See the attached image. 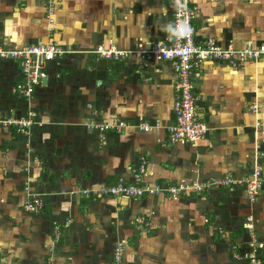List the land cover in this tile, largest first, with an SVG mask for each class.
I'll return each mask as SVG.
<instances>
[{"label": "crops", "instance_id": "0c3cea01", "mask_svg": "<svg viewBox=\"0 0 264 264\" xmlns=\"http://www.w3.org/2000/svg\"><path fill=\"white\" fill-rule=\"evenodd\" d=\"M190 1L198 43L264 42V0ZM171 19V0H57L49 16L46 0H0V47L56 42L75 50L47 64L29 106L12 92L22 76L18 62L0 59V120L36 114L28 133L0 124V264H110L118 241L122 264H246L233 246L248 249L247 216L264 244V190L254 200L241 184L177 198L82 193L119 177L130 182L142 156L148 186L240 179L255 167L264 177V58L238 69L205 61L191 83L208 131L195 143H171L173 62H114L89 52L169 39ZM113 122L126 125L86 127ZM26 186L43 199L38 213L23 209Z\"/></svg>", "mask_w": 264, "mask_h": 264}, {"label": "built area", "instance_id": "2783aa9c", "mask_svg": "<svg viewBox=\"0 0 264 264\" xmlns=\"http://www.w3.org/2000/svg\"><path fill=\"white\" fill-rule=\"evenodd\" d=\"M48 16L54 10V3L57 0H46ZM172 19L170 27V38L155 42L144 48L122 50L114 44H98L93 50L89 51L96 56L114 62H123L128 58L136 57L141 60L151 59L157 62L172 61L173 69L176 73L174 85L173 112L175 115V125L167 128L168 138L171 143L184 142L195 143L200 140L208 131L205 123L198 117L199 97L193 91L191 76L198 72L202 64L207 60H218L227 66L238 69L242 68L247 62H256L264 58V42L253 44L244 43L240 48L233 46L223 47L214 38H206L202 43L195 40L196 24L194 8L190 0H171ZM51 20V18H50ZM75 53V50L64 47L56 42L37 43L17 48L0 47V59L18 62L21 69V79L13 86L12 92L25 100L29 106L33 102V94L38 86L44 84L47 78V64L56 58L67 54ZM255 109V106L253 107ZM26 116H9L0 120V124L13 127L20 133H28L34 124L35 112L27 109ZM124 122H113L104 124H87L90 130L98 132L120 131L125 127ZM141 129L147 130L148 126L142 124ZM147 160L141 157L139 162L131 170L132 180L125 181L119 177L115 183L100 187L98 189L83 190L84 196L93 199L105 196H123L127 198H139L145 194L165 193L167 197L177 198L185 191H203L211 186L230 187L241 184L249 199L254 198L264 190V177L259 167H255L249 174L240 179H234L230 175H225L217 180L210 182H192L188 184L167 185V186H148L143 183L146 172ZM27 198L23 203V209L28 213H38L43 208L44 202L40 195L28 192L25 187ZM252 217L247 216L244 227L247 232H252ZM207 221V219H205ZM138 223L142 218H138ZM61 227L54 226V239L60 238ZM218 232L224 238L225 233L222 229ZM233 257L235 259H245L246 264H264V257L260 253L262 243L256 241L254 235L249 234L247 251L238 252L239 245L235 244ZM124 244L118 241L112 251L110 264H122ZM1 260V254H0ZM45 264H51L46 261Z\"/></svg>", "mask_w": 264, "mask_h": 264}, {"label": "rangeland", "instance_id": "374dc122", "mask_svg": "<svg viewBox=\"0 0 264 264\" xmlns=\"http://www.w3.org/2000/svg\"><path fill=\"white\" fill-rule=\"evenodd\" d=\"M252 227H253V225H252ZM248 234H250V235H251V234L254 235L256 241L259 242V243H262V247L259 249V250H260V253H261V250H262V248L264 247L263 242L258 240L257 234L254 232V229L252 230V232H250V233L248 232ZM238 260H239V259H238Z\"/></svg>", "mask_w": 264, "mask_h": 264}, {"label": "trees", "instance_id": "16d2710c", "mask_svg": "<svg viewBox=\"0 0 264 264\" xmlns=\"http://www.w3.org/2000/svg\"><path fill=\"white\" fill-rule=\"evenodd\" d=\"M261 255L264 257V254L261 253Z\"/></svg>", "mask_w": 264, "mask_h": 264}]
</instances>
